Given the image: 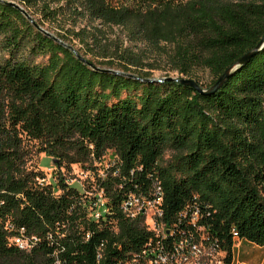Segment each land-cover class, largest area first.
<instances>
[{"label": "trees", "instance_id": "trees-1", "mask_svg": "<svg viewBox=\"0 0 264 264\" xmlns=\"http://www.w3.org/2000/svg\"><path fill=\"white\" fill-rule=\"evenodd\" d=\"M131 1L81 0L95 17L137 37L174 43L175 69L188 78L202 63L215 83L264 36V0ZM76 38L81 47L0 1V262L129 264L152 232L143 217L128 218L122 202L155 179L165 190L166 218L198 206L227 263L233 229L264 245V46L219 90L200 93L136 72L141 62L130 48ZM68 45L120 73L95 69ZM96 50L104 60L94 59ZM33 141L56 160L55 182L41 185L44 171L28 166ZM169 150L175 154L161 162ZM75 164L92 172L93 185L67 182L63 167ZM97 188L109 211L90 220ZM17 236L31 246L21 248Z\"/></svg>", "mask_w": 264, "mask_h": 264}, {"label": "rangeland", "instance_id": "rangeland-1", "mask_svg": "<svg viewBox=\"0 0 264 264\" xmlns=\"http://www.w3.org/2000/svg\"><path fill=\"white\" fill-rule=\"evenodd\" d=\"M15 2L24 11L26 16L34 22L45 33L52 36H73V43L77 47H81L83 43L79 42L76 36H99L100 41L107 44L108 47H114L116 43L122 51L124 48L136 54L140 60V64L133 70L140 73H148L154 79H161L168 76L188 78L180 74L175 69V45L172 42H160L158 44L151 42L148 39L137 37L131 34V30L127 27L114 25L102 19L95 17L88 8L84 7L81 0H8ZM124 5L132 6L131 0H119L118 2ZM92 40V38H90ZM72 46V45H70ZM73 49L76 50L74 46ZM77 51V50H76ZM94 51L95 60H104L100 55ZM4 48L2 40L0 39V62L2 61ZM83 56V55H82ZM90 57V56H89ZM99 62V61H98ZM192 79H197L202 83L204 88L211 87L214 83L216 76L211 70L205 67L202 63L196 64L191 69ZM201 84V85H202ZM29 158L28 166L30 168H37L45 171L48 168H55L58 166L56 160L52 156L47 155L45 152H39L38 142H29ZM174 151H167L164 155V160L167 161L174 155ZM95 164H101L99 162ZM64 166V165H63ZM105 166V164H104ZM65 167V166H64ZM63 172L71 184L76 185L79 189L93 185L95 176L89 169L78 167L76 164L70 169L64 168ZM104 175V168L99 165L98 170ZM52 182L53 179L51 178ZM26 248V247H25ZM29 251V249H28ZM0 264H24L19 260L13 259L9 262H0Z\"/></svg>", "mask_w": 264, "mask_h": 264}, {"label": "built area", "instance_id": "built-area-1", "mask_svg": "<svg viewBox=\"0 0 264 264\" xmlns=\"http://www.w3.org/2000/svg\"><path fill=\"white\" fill-rule=\"evenodd\" d=\"M41 185L50 184L54 168L44 171ZM67 182L71 183L68 179ZM95 183V182H94ZM88 218L100 220L109 211L108 197L103 189H96L88 204ZM128 218H144L150 239L131 254L129 264H228L227 251L208 229L203 211L198 206H187L174 217L166 218L165 190L160 179L153 180L147 191L129 193L122 202ZM233 237L239 238L233 229ZM21 248L31 246L30 240L17 236Z\"/></svg>", "mask_w": 264, "mask_h": 264}, {"label": "water", "instance_id": "water-1", "mask_svg": "<svg viewBox=\"0 0 264 264\" xmlns=\"http://www.w3.org/2000/svg\"><path fill=\"white\" fill-rule=\"evenodd\" d=\"M0 1L1 2H6V3H9L11 5L16 6L17 8H19L25 14V11L19 5H17L15 2L8 1V0H0ZM68 46L73 49L72 46H70V45H68ZM263 46H264V36H263L262 40L259 42V44L254 49H252L251 51H249L248 53H246L244 56H242L241 58H239L233 65H231L229 68H227L224 71V73L218 78V80L211 87H209V88H204L199 82H197L195 79H192V78H181V79H179V78H175V77L168 76V77H164V78L157 79V80L158 81H163V80H167V81H179L182 84H186V85L192 86L193 88H195L200 93H214V92H216L217 90H219L222 87V85L224 84V82L232 75V73L235 70H237L239 67H241L242 65H244L250 59V57L253 54H255L257 51H259ZM73 50L78 54L79 58L82 61L90 64L92 67H94L97 70H101V71H113L115 73H120L119 71H115V70L110 69V68H105V67L102 68L100 66H96L93 63H90L87 60V58H85L84 56H82L81 54H79L75 49H73ZM129 75L130 76H133V77H136V78H139L138 76H135V75H132V74H129ZM147 80L148 81H152L153 79H147Z\"/></svg>", "mask_w": 264, "mask_h": 264}, {"label": "crops", "instance_id": "crops-1", "mask_svg": "<svg viewBox=\"0 0 264 264\" xmlns=\"http://www.w3.org/2000/svg\"><path fill=\"white\" fill-rule=\"evenodd\" d=\"M228 264H264V245L245 238H235L233 259Z\"/></svg>", "mask_w": 264, "mask_h": 264}]
</instances>
